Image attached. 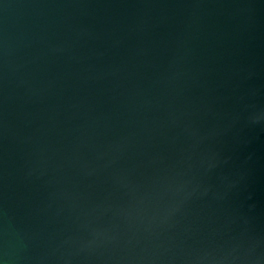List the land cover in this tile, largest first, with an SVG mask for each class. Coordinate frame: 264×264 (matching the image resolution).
I'll list each match as a JSON object with an SVG mask.
<instances>
[{"label":"water","instance_id":"95a60500","mask_svg":"<svg viewBox=\"0 0 264 264\" xmlns=\"http://www.w3.org/2000/svg\"><path fill=\"white\" fill-rule=\"evenodd\" d=\"M0 264H264V0H0Z\"/></svg>","mask_w":264,"mask_h":264}]
</instances>
